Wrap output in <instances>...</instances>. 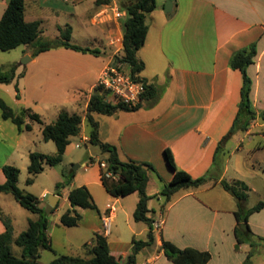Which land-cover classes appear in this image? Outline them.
Listing matches in <instances>:
<instances>
[{"label":"crops","instance_id":"obj_1","mask_svg":"<svg viewBox=\"0 0 264 264\" xmlns=\"http://www.w3.org/2000/svg\"><path fill=\"white\" fill-rule=\"evenodd\" d=\"M61 1L68 6L58 4L56 0H24V20L40 21L42 34L45 14L64 16L66 23L57 25L56 29L69 25L71 41L77 26L81 27L82 35L89 38L88 44L70 43L97 49L98 55L105 57L104 63L91 72L90 65H77L75 61L95 55L60 47L32 57L30 47L20 46L23 54L30 59L24 63L18 77L32 78L42 70L39 63L42 58L52 59L53 71L66 78L65 95L70 111H64L82 117L81 132L77 137L81 143L94 146L89 143L86 108L102 69L116 56L122 55V24L126 12L115 0H101L99 4L94 0L93 7L87 6L84 0ZM168 1L170 11L166 12ZM8 2L0 0V18ZM155 5V9L147 15V35L137 56L144 63L140 77L160 91L159 97L154 103L142 101L140 108L134 111L92 114L98 124L99 140L114 146L120 160L150 163L155 169V172L149 173L146 186V194L153 197L148 201L151 211L148 217L153 224L161 225L157 229L153 226L154 242L138 252L137 264H172L161 249L162 240L178 248L208 251L211 258L207 264H245L249 253L250 264H264V223L254 219L264 214V209L249 215L246 222L237 223L234 212L238 210V205L223 206L225 202L221 200V194L214 196L208 193V190L223 188L222 181L227 182L228 160L220 158V152L239 133H243V138L250 136L252 129L259 125V114L264 112V0H155ZM113 6L123 12L120 19L114 18ZM86 21L95 27L97 34H85ZM253 43L257 54L254 63L247 68V74L252 82L250 100L257 114L255 124L251 123L246 131H238L223 141L236 117L242 86L241 73L232 69L229 62L236 52ZM29 63L34 68L28 69ZM84 85H90L88 91L82 90ZM32 123L25 120V124ZM94 147L102 158L97 153L95 156L89 154V160L75 166L76 171L82 168L85 174H76L62 194L55 193L57 204L63 197L69 209V191L86 187L97 211L93 210L92 215L88 212L90 209L77 208L81 215L78 226L86 223L85 228L92 237L94 233L104 235L111 255L122 263L131 253L132 240H145L149 228L133 219L138 202L136 192L119 198L106 192L97 165L100 161L105 162L108 153L102 152L98 146ZM165 149L170 151L179 170L194 179L208 175V180L197 188L180 189L156 213L153 199L163 198L159 193L172 178V171L164 157ZM93 158L97 160V165L88 163ZM4 182L1 170L0 183ZM182 190L188 191L181 194ZM1 194L6 193L0 192V213L10 219L13 228L12 216L5 211L8 202ZM199 194H205L208 200L198 198ZM44 200L39 199L40 207H45ZM110 207L114 208L113 211ZM109 214L115 231L104 234L102 219ZM242 224L246 226L242 227ZM122 226L128 232L127 239L119 232ZM236 227L245 233L239 236L241 243L235 235ZM4 230L0 219V234ZM48 231L47 228L50 239ZM92 237L85 243H90Z\"/></svg>","mask_w":264,"mask_h":264},{"label":"trees","instance_id":"obj_2","mask_svg":"<svg viewBox=\"0 0 264 264\" xmlns=\"http://www.w3.org/2000/svg\"><path fill=\"white\" fill-rule=\"evenodd\" d=\"M101 0H96L99 4ZM109 2V0L107 1ZM155 0H124L121 8L126 12V19L122 24V55L116 59L127 65L133 78L142 80L145 83V92L142 95V101L154 103L160 95V91L148 84L140 77L144 69V63L138 58L137 52L143 46L147 35L146 18L155 9ZM24 0H9L6 9L0 18V50L9 51L20 46L30 47L31 56L35 57L43 52L55 49L65 48L83 54H92L97 56V49L83 48L70 43L71 28L69 25L59 27L60 36L56 39H44L41 37L40 21L26 22L24 20ZM257 54L256 45L253 43L249 47L236 52L230 59V67L239 70L242 75V86L240 89V101L238 111L233 125L223 141L234 133L244 132L250 124L256 119L257 114L253 109L250 100L251 79L247 74V68L254 63ZM17 64L11 65L8 70L0 69V84H10L15 79ZM141 103L136 107H128L124 104H111L106 102L105 93L98 88H94L87 104L85 118L89 132V143L98 146L104 153H108L105 159L107 169L114 178H106L100 171V179L106 192L113 197H125L134 192L138 194V202L133 213V219L136 222L145 223L149 231L145 240H132L131 253L126 256L121 263L111 255L107 239L104 235L94 233L90 243L84 244V249L88 258L81 256L59 255L48 264H137L136 255L147 246L154 242L153 220L148 217L151 212L148 209V201L153 198L146 194V186L149 180V173L155 172L150 163L138 162L134 160L122 161L119 159L117 150L114 146L102 143L98 137V124L93 119L92 114L112 115L118 111H134L140 108ZM0 111L3 120H10L15 124L19 131L30 130V125L25 124L28 119L32 122L41 123L40 116L32 112L29 108H23L19 114H15L12 109L0 98ZM264 120V112L259 114ZM82 117L76 113H68L61 110L55 121L44 125L42 128V139L52 141L55 144L56 152L54 155H47L38 152L29 154V165L27 171L30 176H35L44 170V166H55L59 164L64 157L65 150L70 144L71 137L79 136L81 132ZM164 157L168 167L172 171V178L165 184L159 195L169 202L171 197L180 189L197 188L208 180V175L198 178H192L186 172L179 170L168 149L164 150ZM5 176V182L0 183V192L11 194L14 200L23 208L37 215L35 220H28L25 231L13 237V228L8 217L0 213L5 230L0 234V264H40L37 259L39 250L45 249L52 251L51 242L47 236L48 214L44 207H40V201L32 194H25L17 187L19 169L12 165H5L2 168ZM32 177L27 178L26 183H32ZM225 190H231L234 196L239 200L238 210L234 212L237 223L246 222L249 215L264 209V201H259L255 206L245 209L243 202L246 198L245 193H238L235 186L248 190V186L240 181H234L229 184L221 182ZM58 188V187H57ZM59 195V193H56ZM70 208L67 209L59 219L61 225L74 227L78 225L81 215L77 211L80 209H90L97 211V207L84 186L72 188L68 193ZM164 206V205H163ZM58 207V204L52 209ZM238 227L235 228L237 241L241 243L240 235H244ZM20 248V256H16L12 251V246ZM252 245V243H251ZM161 249L172 264H207L211 258L208 251H200L192 247L178 248L172 243L162 240ZM37 250L35 257L34 251ZM251 253L247 255L245 264H250Z\"/></svg>","mask_w":264,"mask_h":264},{"label":"rangeland","instance_id":"obj_3","mask_svg":"<svg viewBox=\"0 0 264 264\" xmlns=\"http://www.w3.org/2000/svg\"><path fill=\"white\" fill-rule=\"evenodd\" d=\"M56 2L68 6L61 0H56ZM84 2L87 6H94V0H84ZM115 2L121 7L124 0H115ZM45 15L46 20L42 25L41 36L45 39H56L58 37L56 26L64 25L67 19L62 15L59 17ZM84 27H86L84 30L85 34L94 35L96 33L95 27L91 26L88 21H86ZM82 33L83 29L77 26V30H75L70 42L79 45L88 44V36L82 35ZM27 60L28 58L23 54L21 47L9 51L0 50V69L8 70L11 65H18L15 79L10 84H0V98L15 114H19L23 108H29L32 112L38 113L41 119V123L33 122L30 125V130L23 129L19 131L17 126L10 120H3L1 118L0 111V173L5 165H12L18 168L17 187L19 190L25 194H32L38 199L44 200L45 195L62 194V190L67 188L71 179H74L76 174H85L82 168L76 171L75 166H80L81 162L89 160V154L95 156L97 153L101 158L102 155L98 152L97 147L81 143L79 137H71L67 154L64 155L63 160L59 164L55 166L45 165L41 173L35 176L29 175L27 167L29 165L30 153L38 152L54 155L56 152L55 144L52 141H44L42 139L43 126L55 121L60 110L70 111V108L67 107L69 101L65 95V89L67 88L65 84L66 78L61 73L53 71L52 59L42 58L39 62L42 70L37 72L32 78L31 76L27 78L18 77V74L24 69L25 64L23 62ZM104 60L105 57L103 55H97L96 57L87 56L86 60L77 59L75 63L77 65H90L92 72V69L101 66ZM32 67L34 68L29 63L28 69ZM90 76L92 77V75ZM36 82L38 84L37 87ZM89 86L84 85L82 90L88 91ZM257 104L259 107L261 106V103ZM258 121L259 125L252 129L250 136L243 138V133H239V135L230 139L223 151L220 152V158H227L228 160V171L225 177L227 182H231L230 184H232L233 180L240 181L245 183L249 188L248 190H244L239 186H235L236 192L246 194L243 202L245 209L255 206L259 201H264V120L259 119ZM254 122L252 124H255ZM240 138H243L241 142L239 141ZM75 144H79V147L76 148ZM239 147L240 149H238ZM90 162L96 165L98 163L95 158L90 159L88 163ZM29 177H32L33 181L27 184L26 180ZM186 191L188 190H182L180 193L182 194ZM230 191L218 187L214 190H208V193L214 196L221 194L223 196L221 200L225 202L223 206H236L239 200ZM1 195L2 197H6V201L8 202L7 206H5V211L9 212L12 216L13 236L15 237L25 231L28 220H35L37 215L21 207L11 194ZM204 195L199 194L198 198L208 200ZM42 202H46V200ZM163 205H165L163 198L159 200L153 199L152 206L154 212L158 213ZM67 208V204L63 201V197H61L55 211L48 214V233L52 251L39 250L37 261L40 264H48L59 255L88 258L84 249V243L90 240L92 234L85 228L87 227L84 225L86 223L74 227H66L60 224L59 218ZM88 212L94 215L93 210H89ZM263 215L255 216L254 219L264 223ZM110 230L114 232L115 228L111 227ZM119 232L122 233L124 239H127L128 232L123 226L119 228ZM12 251L16 256H20V248L13 245ZM262 253L264 254V250H262Z\"/></svg>","mask_w":264,"mask_h":264},{"label":"built area","instance_id":"obj_4","mask_svg":"<svg viewBox=\"0 0 264 264\" xmlns=\"http://www.w3.org/2000/svg\"><path fill=\"white\" fill-rule=\"evenodd\" d=\"M115 19H120L123 12L117 6L112 7ZM94 88L100 89L105 93V100L111 104H124L128 107H136L141 103L142 95L145 92V83L142 80L133 78L127 65L120 60L114 59L113 62L107 64L99 74ZM79 147V144L75 145ZM100 170L106 178H114L107 169L106 162L98 163ZM110 207V211H113ZM161 223L153 224L154 228H159ZM111 228L110 214L102 219V230L104 234H109Z\"/></svg>","mask_w":264,"mask_h":264},{"label":"water","instance_id":"obj_5","mask_svg":"<svg viewBox=\"0 0 264 264\" xmlns=\"http://www.w3.org/2000/svg\"><path fill=\"white\" fill-rule=\"evenodd\" d=\"M170 5V2L168 1L165 5V11L166 12H169L170 9L168 8ZM28 58V60L30 59L29 57H26ZM25 63V62H23ZM78 166V165H76ZM230 193H232L230 191ZM44 199L46 200V204H45V207H44V211L46 214H49L52 209L56 206L57 204V201H58V196L55 195V194H52V195H45ZM246 225L245 224H242V227H245ZM37 253V250L34 251V255L32 256V259L35 257V254Z\"/></svg>","mask_w":264,"mask_h":264}]
</instances>
